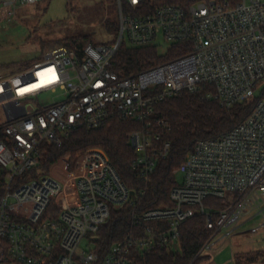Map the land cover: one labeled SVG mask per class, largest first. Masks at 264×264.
Instances as JSON below:
<instances>
[{
	"label": "built area",
	"instance_id": "2783aa9c",
	"mask_svg": "<svg viewBox=\"0 0 264 264\" xmlns=\"http://www.w3.org/2000/svg\"><path fill=\"white\" fill-rule=\"evenodd\" d=\"M37 1L0 0V14L10 17ZM115 3V44L88 42L80 53L58 46L41 61L0 76V264H135L134 252L177 244L180 226L196 215L215 233L248 216H260L264 226V0ZM124 38L135 47L157 48L163 40L181 53L126 73L112 64ZM183 90L202 91L227 109L238 103L252 108L227 133L193 144L173 171L181 181L169 190L170 204L141 208L157 163L169 151L167 142L154 147L157 130L167 126L153 115L154 106ZM45 93L50 99L38 101ZM113 117L141 124L127 138L142 188L128 186L98 148L80 153L72 166L63 155L41 175L44 145L61 148L72 131ZM207 197L222 199L224 207L204 206ZM124 206L127 234L104 254L95 237L92 248H79L112 209Z\"/></svg>",
	"mask_w": 264,
	"mask_h": 264
},
{
	"label": "trees",
	"instance_id": "16d2710c",
	"mask_svg": "<svg viewBox=\"0 0 264 264\" xmlns=\"http://www.w3.org/2000/svg\"><path fill=\"white\" fill-rule=\"evenodd\" d=\"M194 1L197 0H153L156 4L163 2L183 4ZM109 2L110 7L115 6V0H109ZM105 25L110 31H116L119 28L117 18L106 21ZM87 39L88 36L71 37L65 41L68 43L66 47L80 53ZM180 53V50L172 47L166 55L162 56L158 54L154 46L135 47L121 44L112 64L115 69L122 68L126 73H130L166 61ZM251 108L252 103H238L227 109L217 100L206 99L202 91L191 93L183 90L158 102L154 106L153 115L166 120L167 126L157 130L161 134L159 139H154L153 144L155 148H159L167 142L169 151L166 158L157 163L148 189L140 200L141 208L170 204L168 193L176 184L173 171L184 160L193 144L199 139L227 133L248 116ZM139 128H141L140 123L123 121L118 117H113L97 127L82 126L72 131L63 140L61 148L44 145L41 166L47 169L49 164L63 155H69L71 160H74L77 155L87 149L101 148L128 186L139 190L143 184L130 167L135 152L127 138L130 131ZM224 205V201L220 198L204 199V206L208 208H221ZM130 230L127 208L124 206L112 209L110 217L96 233V250L101 254L106 253L111 244L120 240ZM211 232L214 230L205 227L204 216H193L180 226L178 249L161 246L148 252L137 251L133 253V260L135 264H205L212 259L210 250L207 249L211 243L209 240ZM260 258H262V252L252 250L235 252L232 260L236 264H244L257 262Z\"/></svg>",
	"mask_w": 264,
	"mask_h": 264
},
{
	"label": "rangeland",
	"instance_id": "374dc122",
	"mask_svg": "<svg viewBox=\"0 0 264 264\" xmlns=\"http://www.w3.org/2000/svg\"><path fill=\"white\" fill-rule=\"evenodd\" d=\"M110 4L109 0H38L33 4L18 6L10 17L4 10L0 14V76L13 74L41 61L50 50L61 45L68 46L65 41L71 37L88 36L85 43L97 45L115 44L119 30L110 31L105 25L106 21L118 19L116 3L114 7H110ZM122 44L132 46L126 38ZM159 44L158 54L166 55L169 44L163 40ZM51 95L45 93L38 97V101H47ZM72 162L73 159L71 166ZM47 172V169H43L40 173L44 176ZM175 181H181L180 173L175 174ZM261 223L260 216L250 219L248 216L236 227L211 232V243L207 249L213 258L225 246H231L233 254L260 250L262 258L244 264H264V226H260ZM254 226H260L256 233L250 230ZM94 237L83 238L79 248H92ZM172 249H178V245H172ZM227 264L236 263L231 261Z\"/></svg>",
	"mask_w": 264,
	"mask_h": 264
},
{
	"label": "crops",
	"instance_id": "0c3cea01",
	"mask_svg": "<svg viewBox=\"0 0 264 264\" xmlns=\"http://www.w3.org/2000/svg\"><path fill=\"white\" fill-rule=\"evenodd\" d=\"M233 259V250L231 246H225L224 248L220 249L219 252L216 253L214 258L212 257L211 261L207 264H227Z\"/></svg>",
	"mask_w": 264,
	"mask_h": 264
}]
</instances>
